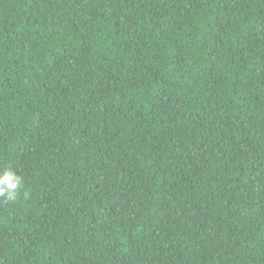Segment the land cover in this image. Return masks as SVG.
Instances as JSON below:
<instances>
[{
    "label": "trees",
    "instance_id": "16d2710c",
    "mask_svg": "<svg viewBox=\"0 0 264 264\" xmlns=\"http://www.w3.org/2000/svg\"><path fill=\"white\" fill-rule=\"evenodd\" d=\"M0 264H264V0H0Z\"/></svg>",
    "mask_w": 264,
    "mask_h": 264
},
{
    "label": "clouds",
    "instance_id": "9594fccd",
    "mask_svg": "<svg viewBox=\"0 0 264 264\" xmlns=\"http://www.w3.org/2000/svg\"><path fill=\"white\" fill-rule=\"evenodd\" d=\"M24 188V180L10 166L0 168V198L15 202Z\"/></svg>",
    "mask_w": 264,
    "mask_h": 264
}]
</instances>
